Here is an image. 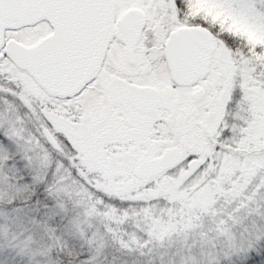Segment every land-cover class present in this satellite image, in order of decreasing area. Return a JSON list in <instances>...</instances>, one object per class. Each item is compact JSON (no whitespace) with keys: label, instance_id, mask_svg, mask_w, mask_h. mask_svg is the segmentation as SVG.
Wrapping results in <instances>:
<instances>
[{"label":"snow or ice","instance_id":"snow-or-ice-1","mask_svg":"<svg viewBox=\"0 0 264 264\" xmlns=\"http://www.w3.org/2000/svg\"><path fill=\"white\" fill-rule=\"evenodd\" d=\"M0 264H264V0H0Z\"/></svg>","mask_w":264,"mask_h":264}]
</instances>
